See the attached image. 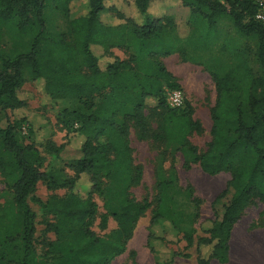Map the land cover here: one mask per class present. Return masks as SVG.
<instances>
[{"label":"trees","instance_id":"trees-1","mask_svg":"<svg viewBox=\"0 0 264 264\" xmlns=\"http://www.w3.org/2000/svg\"><path fill=\"white\" fill-rule=\"evenodd\" d=\"M72 1L0 0V39L3 33L14 39L12 49L0 48V110L26 107L19 90L28 77L37 85L43 82L51 100H74L84 111L77 130L84 139L82 155L70 166L72 178L60 170L41 172L35 148L17 144L15 127L23 119L0 128V176L11 194L10 201L0 204V264H111L124 254L139 219L149 210L146 246L154 264L172 262L177 254L165 244L177 241L188 218L170 195V181H157L152 199L137 201L132 196L141 184L142 169L134 165L131 131L140 142L178 146L186 168L198 164L208 176L229 174L226 189L212 206L227 191L232 192L230 201L220 221L202 229L204 236L194 244L196 264H227L235 224L253 203L264 205V21L256 20L257 5L252 0H126L130 11L123 15L109 0H81L82 9L72 16ZM49 3L66 19L65 33L46 32ZM170 3L189 10L201 48L214 43L217 22L227 20L236 37L254 41L260 69L256 77L236 52L231 68L210 73L215 103L210 109L211 139L202 154L189 142L202 128L188 105L171 108L165 98L179 86L159 59L172 54L190 59L169 33L173 24L165 10ZM111 11L124 23H107ZM115 47L129 49V58H114L102 68L100 60ZM82 176L90 184L85 198L73 192ZM39 183L68 193L43 203L33 197ZM96 193L105 198L102 214L93 199ZM191 196L187 198L197 211ZM30 202L51 217L46 232L54 240L42 242L44 260L36 249V215ZM109 219L116 229L98 236L93 228L105 229ZM183 240L191 246L192 233L183 234Z\"/></svg>","mask_w":264,"mask_h":264},{"label":"rangeland","instance_id":"rangeland-1","mask_svg":"<svg viewBox=\"0 0 264 264\" xmlns=\"http://www.w3.org/2000/svg\"><path fill=\"white\" fill-rule=\"evenodd\" d=\"M125 1L109 0V4L116 5L118 12L125 15L130 11ZM167 5L171 6L166 8L165 15L171 19L173 24L169 33L178 39L191 61L184 60L179 54H172L159 60L179 86L178 92L182 96L183 103L188 105L192 119L197 121L202 128L201 133L192 134L189 137L190 144L197 148L199 154H202L206 151L211 139L210 109L215 103L214 83L210 73H221L231 68L234 65L233 56L236 52H240L253 74L256 77L259 76L260 69L254 58V41L236 37L230 23L227 20H220L216 24L217 38L214 43L207 48H201L196 40L198 35L194 26L189 21V10L180 4ZM82 6L81 0H73L69 5L70 14L72 16L79 14ZM106 22L113 26L124 23L113 11L107 16ZM45 28L49 35L67 31L66 19L61 13L55 11L50 3L45 8ZM13 45V37L8 33H3L0 48L10 50ZM130 52L124 47L112 48L111 54L100 60V66L103 68L114 58L127 60ZM25 78L26 81L19 90V97L26 107L16 112L0 110V128L4 129L8 123L23 119L24 121L18 122L15 127L14 135L17 144L20 147L32 145L35 148L40 159L41 172L60 170L67 178H72L74 173L70 166L82 155L80 146L84 139L77 130L80 121L79 114L84 111L74 100H51L42 89L44 87L42 81L40 85H37L28 77ZM168 94L169 92L165 94L167 102ZM120 120L121 117L118 118V122ZM129 142L134 165L142 169L141 184L133 188L132 196L137 201L145 198L152 199L157 181L172 182L170 195L177 208L188 219L180 226L182 234L178 236L177 241L165 244L168 249L177 254L170 264H196L194 244L198 238L204 236L202 229L210 227L212 222H219L224 207L230 201L232 192L227 191L226 195L214 207L212 206L215 199L226 189V184L230 179L229 174L208 176L200 170L198 164H190L188 168L184 167L179 147L172 143L140 142L136 140L132 131L129 135ZM89 185L88 177L82 176L77 181L73 192L85 198ZM67 193L65 189L50 190L44 183H39L33 197L44 203L52 196L62 198ZM188 193L192 194V199L197 200V211L195 204L187 198ZM93 199L99 214H102L105 198L100 193H96ZM10 200L11 194L0 176V204ZM29 205L36 215L37 253L40 260H44L46 257L43 255L42 242L54 240L53 234L46 232V223L51 222V217L43 216L40 206L36 203L30 202ZM150 217L149 210L139 219L133 236L127 243L126 251L115 258L111 264H154L153 257L146 246ZM114 229H116V224L109 219L105 229L95 226L93 231L98 236H104ZM188 232H191L193 237L191 246L183 240V234ZM229 246L230 258L227 264H264V205L262 203L255 202L244 211L232 230Z\"/></svg>","mask_w":264,"mask_h":264},{"label":"built area","instance_id":"built-area-1","mask_svg":"<svg viewBox=\"0 0 264 264\" xmlns=\"http://www.w3.org/2000/svg\"><path fill=\"white\" fill-rule=\"evenodd\" d=\"M258 7V14L256 20L264 21V0H252ZM168 105L171 108H180L183 106V99L178 91L169 92L168 94Z\"/></svg>","mask_w":264,"mask_h":264}]
</instances>
